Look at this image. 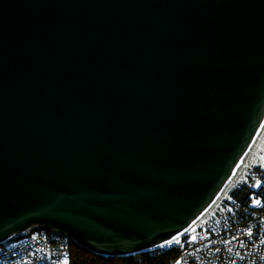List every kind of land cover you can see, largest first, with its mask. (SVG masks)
<instances>
[{"label":"water","instance_id":"obj_1","mask_svg":"<svg viewBox=\"0 0 264 264\" xmlns=\"http://www.w3.org/2000/svg\"><path fill=\"white\" fill-rule=\"evenodd\" d=\"M264 124V0H0V242L174 240Z\"/></svg>","mask_w":264,"mask_h":264},{"label":"trees","instance_id":"obj_2","mask_svg":"<svg viewBox=\"0 0 264 264\" xmlns=\"http://www.w3.org/2000/svg\"><path fill=\"white\" fill-rule=\"evenodd\" d=\"M240 177L242 180L234 181L226 188L224 194L217 199L203 219L198 221L190 232L168 245L126 256H106L95 253L74 241H69L70 246L64 257L70 264H173L179 256H182L184 263L190 259L191 254L198 252L197 248L191 249L196 232L200 229H208V226H213L221 231L228 226V228L234 227L235 231L230 230L232 237H237L240 240L245 238L253 242L263 241L264 165H256L252 168L249 166L247 172L240 173ZM256 199L260 204L258 203L255 208L251 206V203H255ZM255 212L256 216H254ZM27 234L31 235V238H34L41 246L45 242L50 247L53 246L49 243L51 240L50 231L46 227L35 226ZM19 237H23V235ZM218 239L220 241L222 238L219 236ZM59 256L61 257V254ZM246 257H251V255L246 253ZM259 260L262 262L260 264H264V255L259 257Z\"/></svg>","mask_w":264,"mask_h":264},{"label":"built area","instance_id":"obj_3","mask_svg":"<svg viewBox=\"0 0 264 264\" xmlns=\"http://www.w3.org/2000/svg\"><path fill=\"white\" fill-rule=\"evenodd\" d=\"M243 162L244 159L241 161L228 183L222 189L217 199H219L224 194V190L233 184L234 181L242 180V177H240V171H238V169L243 164ZM217 199L213 202V204L217 201ZM257 201L258 199H256L255 203H251V206L256 208V205L258 206ZM212 205L210 207H212ZM206 212H204L197 220L203 219V216L206 214ZM256 215L257 213L255 212L254 216ZM197 220H195L193 224H195ZM192 225L183 233L179 234L174 240L171 241V243L184 237L186 233L190 232V230L195 227H192ZM228 227L221 231L220 229H217L213 226H208V229H200L197 231L194 241L191 243V249L197 248L198 252L191 254L190 259L186 260L184 263L182 262L183 257L179 256L173 262V264L262 263L259 260V257L264 255V240L256 242L245 238L240 240L237 237H232L230 234V230L235 231L234 227ZM46 228L50 231L51 240H49V243L53 246L50 247L47 242L41 246L34 238H31V235L27 234V232L31 229L29 228L0 242V264H70L64 256L66 255L70 246L69 241L73 242L74 240L64 233L50 229L48 227ZM20 235H23V237H19ZM219 236L222 238L220 241L218 239ZM246 253L250 254L251 257H246ZM59 254H61V257Z\"/></svg>","mask_w":264,"mask_h":264},{"label":"rangeland","instance_id":"obj_4","mask_svg":"<svg viewBox=\"0 0 264 264\" xmlns=\"http://www.w3.org/2000/svg\"><path fill=\"white\" fill-rule=\"evenodd\" d=\"M256 165H264V124L251 149L244 157V162L238 171H240V173H245L247 172L249 166L252 168ZM198 221L200 220H197L195 224L192 225V227H194Z\"/></svg>","mask_w":264,"mask_h":264},{"label":"snow or ice","instance_id":"obj_5","mask_svg":"<svg viewBox=\"0 0 264 264\" xmlns=\"http://www.w3.org/2000/svg\"><path fill=\"white\" fill-rule=\"evenodd\" d=\"M257 186H259V185H257ZM257 203H259V201H257ZM169 243H171V241H169ZM177 243H179V241H177Z\"/></svg>","mask_w":264,"mask_h":264}]
</instances>
